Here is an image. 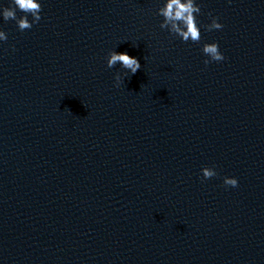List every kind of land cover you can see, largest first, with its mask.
Returning a JSON list of instances; mask_svg holds the SVG:
<instances>
[{"label":"water","instance_id":"water-1","mask_svg":"<svg viewBox=\"0 0 264 264\" xmlns=\"http://www.w3.org/2000/svg\"><path fill=\"white\" fill-rule=\"evenodd\" d=\"M41 2L0 18V264H264V0H197L199 43L162 0Z\"/></svg>","mask_w":264,"mask_h":264},{"label":"clouds","instance_id":"clouds-1","mask_svg":"<svg viewBox=\"0 0 264 264\" xmlns=\"http://www.w3.org/2000/svg\"><path fill=\"white\" fill-rule=\"evenodd\" d=\"M41 10V0H11L7 6L0 3V18L4 21L14 20L18 29L24 31L30 29L33 24L40 21ZM17 12L22 14L17 15ZM200 13L201 6L197 0H162L157 9V14L162 17L160 23L162 30H167L170 35L179 38L183 42L191 41L193 43H199L201 40L202 26L197 20ZM29 16L31 19H29ZM203 27L208 31L220 30L223 28V24L219 21L218 17L212 16L211 22ZM7 39L8 34L0 28V42H4ZM201 50L206 57L204 61L206 65L212 61L220 62L225 59L216 41L203 43ZM117 63H119L120 68L127 75H134L141 68V64L136 57L130 56L127 52L110 50L106 58L107 67L113 68ZM114 80L116 85L119 86L122 74L117 72ZM201 173L204 179L217 175L216 169L208 166H204L201 169ZM223 184L225 186L237 187L238 179L235 176H225L223 177Z\"/></svg>","mask_w":264,"mask_h":264}]
</instances>
